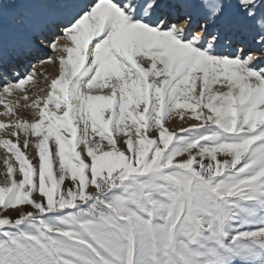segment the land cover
Listing matches in <instances>:
<instances>
[{
  "label": "snow or ice",
  "instance_id": "1",
  "mask_svg": "<svg viewBox=\"0 0 264 264\" xmlns=\"http://www.w3.org/2000/svg\"><path fill=\"white\" fill-rule=\"evenodd\" d=\"M57 62L0 264H264V0H0V103Z\"/></svg>",
  "mask_w": 264,
  "mask_h": 264
},
{
  "label": "rangeland",
  "instance_id": "2",
  "mask_svg": "<svg viewBox=\"0 0 264 264\" xmlns=\"http://www.w3.org/2000/svg\"><path fill=\"white\" fill-rule=\"evenodd\" d=\"M51 55L55 57L57 53L51 52ZM37 70V79L35 82H29L26 87V93L20 92V91H14L11 95H6L4 98L3 103H0V122L5 123L6 125L9 124L14 119H21V120H27L29 122H32L34 119H38V115H34L38 113L39 109L36 107H24L25 100L23 99V96L26 94L28 96L27 103L29 105H34L36 101L39 100L40 107H43V98L46 97V94L49 90L48 84L45 83V77L49 78H55L59 74V66L58 62L53 65L51 63H45L42 65L36 66ZM43 72V75H40V73ZM216 88H220V85H216ZM226 90V89H222ZM2 91V89H0ZM17 101L19 103L17 104ZM5 104L11 106L13 108V113H9L8 115H4L8 111V109L4 106ZM53 106L49 105V109H52ZM206 111V110H205ZM194 121L189 120L188 123H192ZM166 127L169 128V130H178L179 127L184 126L187 127V123L180 120L179 116H174L172 120L167 121L165 124ZM155 135V133H153ZM11 140L13 142L16 141L15 137H12L8 134L7 129H0V140ZM24 137L23 134L20 135V141H21V149L23 150V141ZM30 140L34 139L33 137H29ZM51 143V141H50ZM106 143V142H105ZM26 154L29 155L31 158L34 156L35 149L30 147ZM10 154L8 153L7 149H5L2 145H0V186H3L6 174H7V166L4 164V159L7 158ZM15 163V161H12ZM33 163H36L34 160ZM19 179V177H17ZM14 214V213H13Z\"/></svg>",
  "mask_w": 264,
  "mask_h": 264
}]
</instances>
